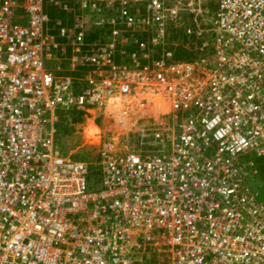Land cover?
Segmentation results:
<instances>
[{"label": "built area", "instance_id": "obj_1", "mask_svg": "<svg viewBox=\"0 0 264 264\" xmlns=\"http://www.w3.org/2000/svg\"><path fill=\"white\" fill-rule=\"evenodd\" d=\"M199 1L0 0V264H264L247 182L264 170V0H216L209 21ZM134 95L169 102L136 121L155 149L57 147L62 115Z\"/></svg>", "mask_w": 264, "mask_h": 264}, {"label": "rangeland", "instance_id": "obj_2", "mask_svg": "<svg viewBox=\"0 0 264 264\" xmlns=\"http://www.w3.org/2000/svg\"><path fill=\"white\" fill-rule=\"evenodd\" d=\"M216 0H201L199 4L195 2L193 11H200L201 9L203 16L206 15L207 21L210 20V13L215 7ZM70 4H74L71 2ZM200 7V8H199ZM76 10V6L70 7ZM179 10L181 7H177ZM49 13H54V18L50 17L51 20H56L59 17L60 12L53 8H48ZM86 18H89V14L86 13ZM73 12L68 17V22L71 23ZM91 22H93L94 17H91ZM182 18L185 24H189L190 16L185 12L182 13ZM202 25L203 21L200 22ZM50 25V24H49ZM204 26V25H203ZM91 36L98 39L102 35V30H94L95 28L88 25ZM90 35H88L89 42ZM93 41V40H92ZM69 56V51L66 53ZM66 61L61 60L60 66L64 68L66 66ZM152 98L158 97L153 94L150 95ZM125 97V96H124ZM142 95H134L131 97H126L119 99L118 97H112L111 100L107 103L106 107L103 110H88V111H72L67 114L62 115L60 119V130H65L67 132L60 134L56 137V145L63 152L64 155H68L76 160L85 161L88 163H96L101 156V150L106 145L113 146L114 148L120 149L122 151L129 150H144L145 148L155 149V146L149 145L150 141L141 140L137 132L142 129L145 123L141 122L140 129H138L137 120L140 117H151L155 118L159 115H163L165 109L169 107V102H162L160 99L155 98V101H152L150 98L147 101L143 102V108H140L142 102L138 105V102L141 101ZM146 99V98H145ZM144 99V100H145ZM119 102V105L115 104V101ZM121 102L125 103L126 106H122ZM128 103V104H127ZM129 105V107H127ZM107 112V113H106ZM138 113V114H137ZM167 113V112H166ZM165 113V114H166ZM109 114L112 119H110ZM59 120V121H60ZM136 123V124H135ZM58 132V131H57ZM258 176L249 177L247 182L251 184L258 190L259 197L264 199V170L257 169ZM260 183V185H259Z\"/></svg>", "mask_w": 264, "mask_h": 264}, {"label": "trees", "instance_id": "obj_3", "mask_svg": "<svg viewBox=\"0 0 264 264\" xmlns=\"http://www.w3.org/2000/svg\"><path fill=\"white\" fill-rule=\"evenodd\" d=\"M49 15H50V17H53L54 18V13H49ZM57 17H59L58 19H62V18H65V13H63V12H60L59 13V15H56ZM91 36V35H90ZM93 36V35H92ZM90 37V40H89V42H91L92 40H96V37H94V39H92L93 37ZM87 40H88V38H87ZM176 57H178L177 59H179V60H187V61H190V60H192V58L190 57V55L188 54V53H186V52H184V51H182L181 49H178L177 50V54H176ZM62 118V117H61ZM60 122H61V120L59 121V123H57V134H58V136L60 135V134H63V133H65V132H67V131H65V130H60ZM63 132V133H62Z\"/></svg>", "mask_w": 264, "mask_h": 264}, {"label": "clouds", "instance_id": "obj_4", "mask_svg": "<svg viewBox=\"0 0 264 264\" xmlns=\"http://www.w3.org/2000/svg\"><path fill=\"white\" fill-rule=\"evenodd\" d=\"M65 18H66V17H65ZM89 33L91 34V32H90V31H89ZM90 34H89V35H90ZM87 37H88V36H87ZM93 41H94V40H93Z\"/></svg>", "mask_w": 264, "mask_h": 264}, {"label": "crops", "instance_id": "obj_5", "mask_svg": "<svg viewBox=\"0 0 264 264\" xmlns=\"http://www.w3.org/2000/svg\"><path fill=\"white\" fill-rule=\"evenodd\" d=\"M107 113V112H106ZM110 115V114H109Z\"/></svg>", "mask_w": 264, "mask_h": 264}]
</instances>
